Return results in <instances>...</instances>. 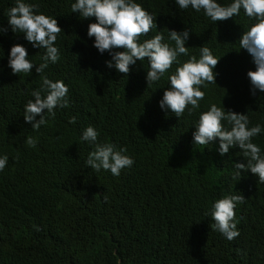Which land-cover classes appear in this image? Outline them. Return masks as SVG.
I'll return each mask as SVG.
<instances>
[{
    "label": "trees",
    "instance_id": "16d2710c",
    "mask_svg": "<svg viewBox=\"0 0 264 264\" xmlns=\"http://www.w3.org/2000/svg\"><path fill=\"white\" fill-rule=\"evenodd\" d=\"M15 2L0 0V26L8 29L0 35V156L8 157L0 171V264H264V183L250 171L235 177L234 164L246 162L238 147L220 155L218 140L199 145L192 135L211 104L246 114L249 127L264 128V92L251 94L247 72L255 65L239 46L255 19L241 9L213 22L203 10H181L175 0H134L156 17L157 28L141 43L160 32L174 47L168 30L188 29L189 55L198 59L200 48L208 47L220 57L216 84L201 88L200 107L177 118L159 101L169 75L188 56H179V64L147 86V59L130 65L127 76L106 67L111 56L98 52L87 35L95 18L72 13L75 0H24L63 30L54 45L60 60L49 62L44 75L68 86L69 107L56 108L55 118L45 113L48 123L33 130L23 114L32 91L41 87L35 66L46 49L12 32L7 19ZM216 2L227 6L233 0ZM15 44L27 49L30 74H12L8 67ZM87 126L98 131V143L126 148L133 165L119 176L87 166L94 150L80 139ZM29 136L38 140L35 148L27 146ZM253 143L264 154V132ZM237 194L245 201L235 209L239 236L229 241L212 227V205Z\"/></svg>",
    "mask_w": 264,
    "mask_h": 264
},
{
    "label": "clouds",
    "instance_id": "9594fccd",
    "mask_svg": "<svg viewBox=\"0 0 264 264\" xmlns=\"http://www.w3.org/2000/svg\"><path fill=\"white\" fill-rule=\"evenodd\" d=\"M175 3L181 10L189 7L197 13L203 10L204 15L213 22L232 18L238 15L241 9L247 17L255 19L256 23L240 36L239 46L250 54L255 65V71L247 72L251 94L255 95L256 90L264 92V0H233L227 6H221L216 0H175ZM38 7L24 0H16L15 5L8 9L7 19L13 33H22L24 39L34 48L46 49L41 57L43 62L35 66V72L41 77V87L32 91L34 99L27 102L23 114L25 122L31 124L33 130H39L42 125L48 123L45 113L49 118H55L56 108L69 107L68 86L61 80L53 81L44 75L49 62L55 64L60 60V52L54 45L63 30L57 19L39 13ZM71 11L78 13L83 19L95 18L96 22L88 24L87 35L94 37L93 46L98 52H108L111 56L110 60L105 61L106 67H114L119 73L127 76L130 65L147 59L150 65L145 78L147 86L159 81L174 62L179 64V56L189 57L169 75V87L165 89L159 101L161 109L170 111L177 118L183 116L186 109L189 115L197 110L200 107L199 101L205 98V92L201 88L215 83L216 73L213 69L218 65L220 57H215L208 47L200 48L198 59L189 55V47L185 46L189 39L188 29L181 32L168 30L169 39L175 43L174 47L164 42L165 37L160 32L151 39L140 42L141 36H146L153 27L157 28L156 17L134 0H75L71 4ZM7 30L0 26V35ZM8 67L12 74L32 72L34 64L28 59L24 46L15 44L10 48ZM37 116L40 117L38 120ZM224 121L231 126L230 130L225 128ZM75 122V117L69 118L70 124ZM249 124L246 114L211 104L209 109L199 116L198 124L192 133L193 141L194 144L208 145L218 140L220 155L228 153L230 148L238 147L246 162L234 164L235 177L240 179L241 171H250L260 183H264V154L261 153L260 146L253 143V138L264 132V128L259 123L252 127H249ZM98 135L95 128L87 126L80 137L94 148L85 161L87 166L96 171L109 170L113 176H119L121 170L133 165L134 160L125 154L126 148L117 149L110 143H98ZM37 143L38 140L34 137L29 136L26 139L30 148H35ZM7 163L8 157L0 156V171ZM244 201L245 198L241 194L226 195L212 205V227L229 241L239 236L235 209Z\"/></svg>",
    "mask_w": 264,
    "mask_h": 264
}]
</instances>
